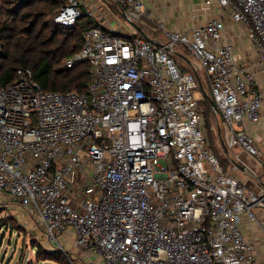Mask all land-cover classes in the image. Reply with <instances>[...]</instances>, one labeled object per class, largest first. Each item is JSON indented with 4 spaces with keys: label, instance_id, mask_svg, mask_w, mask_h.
<instances>
[{
    "label": "built area",
    "instance_id": "obj_1",
    "mask_svg": "<svg viewBox=\"0 0 264 264\" xmlns=\"http://www.w3.org/2000/svg\"><path fill=\"white\" fill-rule=\"evenodd\" d=\"M213 1L245 27L264 76V0ZM122 13L166 41L103 24ZM82 17L94 25L65 68L88 65L85 93L44 91L31 70L0 88V207L32 217L68 264H253L242 224L264 208V188L248 190L214 156L196 76L174 58L181 47L197 60L227 147L259 157L244 123L262 121L264 93L218 44L223 20L171 31L144 0H65L54 21Z\"/></svg>",
    "mask_w": 264,
    "mask_h": 264
},
{
    "label": "trees",
    "instance_id": "obj_2",
    "mask_svg": "<svg viewBox=\"0 0 264 264\" xmlns=\"http://www.w3.org/2000/svg\"><path fill=\"white\" fill-rule=\"evenodd\" d=\"M64 4L65 0H0V88L15 82L18 70H31L33 80L44 91L86 92L88 65L66 69L65 62L80 50L83 33L94 23L82 17L72 27L58 25L54 18ZM198 103L204 118L202 103ZM36 253L39 260L68 264L56 251L38 246Z\"/></svg>",
    "mask_w": 264,
    "mask_h": 264
},
{
    "label": "crops",
    "instance_id": "obj_3",
    "mask_svg": "<svg viewBox=\"0 0 264 264\" xmlns=\"http://www.w3.org/2000/svg\"><path fill=\"white\" fill-rule=\"evenodd\" d=\"M206 2L207 0H144L145 7L150 14L164 21L167 29L171 31H190L195 27L206 25L213 19L223 20L226 29L218 44H228L233 47L235 59L256 73L258 87L264 93V76L256 50L245 33V27L242 24L235 23L230 14L224 11L216 1H213L211 5ZM118 17L109 16L106 20L102 19L103 24L108 26L111 24L121 35L127 36L131 34L134 27L129 24L127 28L126 25L121 23L120 17ZM144 23L149 27L154 26L150 21L147 22L146 19ZM149 37L152 40L166 41L163 34H154ZM182 69L187 72L183 67ZM193 73L195 74V72ZM244 128L253 136L259 150L264 154V106L262 108V121L257 125L245 122ZM227 148L229 153L224 152L231 162L232 168H223L242 180L248 190L263 188L264 177L259 175L260 169L251 166L252 160L255 159L250 157L240 147ZM221 165L223 166V164ZM255 213L256 220L254 221H249L246 217L243 218L242 229L246 240L253 247L255 258L253 264H264V208L255 210Z\"/></svg>",
    "mask_w": 264,
    "mask_h": 264
},
{
    "label": "rangeland",
    "instance_id": "obj_4",
    "mask_svg": "<svg viewBox=\"0 0 264 264\" xmlns=\"http://www.w3.org/2000/svg\"><path fill=\"white\" fill-rule=\"evenodd\" d=\"M119 17L118 18L120 19L121 23L126 25L128 28L129 24L127 23L126 18L123 16ZM144 21L145 20L138 21V25L147 35H162V31H158L155 30L154 27L147 26ZM146 21L148 22L147 19ZM155 31H157V33H155ZM175 53V60L187 72H194L195 70L200 78L205 92L210 96V89L204 80L206 76L202 71H200L197 60L190 56L186 50L181 47H176ZM187 59L191 63H189ZM194 97L201 103L205 101L202 103L201 108L204 112V119L206 120L209 131L208 137L212 153L218 158L219 162L223 164V167L232 168L231 162L225 154L221 144L222 140L225 141V126L221 116L214 112L209 101L203 95V91L199 87V84L197 90L194 93ZM219 129H221V133H219ZM254 159L255 160H252L253 162L251 163V166L259 168V175L264 177L263 152L260 150V156ZM12 203L15 205V202ZM26 218L27 217L23 212H17L15 208L8 210L0 207V264H59L55 259L39 260L37 258L36 252L38 246L47 252L52 250L60 254L61 252L56 249L57 247L55 245L48 244L35 232V220L32 217H29L28 219ZM60 256L62 261H67L62 254Z\"/></svg>",
    "mask_w": 264,
    "mask_h": 264
},
{
    "label": "water",
    "instance_id": "obj_5",
    "mask_svg": "<svg viewBox=\"0 0 264 264\" xmlns=\"http://www.w3.org/2000/svg\"><path fill=\"white\" fill-rule=\"evenodd\" d=\"M122 16L123 17H125L126 18V15L124 14V13H122ZM128 22H129V24H131L134 28H135V30L142 36V37H144L146 40H148V41H150L151 43H154V44H157V45H159V43L158 42H156L155 40H152L144 31H143V29L138 25V24H136V23H134V22H132V21H129V20H127ZM169 50V49H168ZM178 54V53H177ZM185 58V57H184ZM188 60V59H187ZM188 62L189 63H191L189 60H188ZM195 71V70H194ZM195 76H196V79H197V82H198V84H199V87L202 89V91H203V95L205 96V98L209 101V103H210V105H211V107H212V109L214 110V112L217 114V115H219L220 116V112H219V110H218V108H217V106H216V104H215V102H214V100L205 92V90H204V88H203V86H202V83H201V81H200V78H199V76L197 75V73L195 72ZM219 133H221V129H219ZM221 144H222V147H223V149H224V151L225 152H227V153H229L228 152V148H227V145H226V143H225V141L224 140H222V142H221Z\"/></svg>",
    "mask_w": 264,
    "mask_h": 264
}]
</instances>
